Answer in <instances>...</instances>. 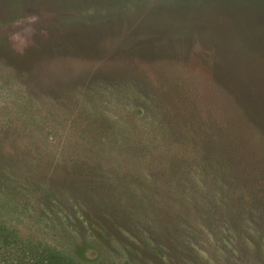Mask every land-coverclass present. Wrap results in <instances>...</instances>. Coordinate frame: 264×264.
Returning <instances> with one entry per match:
<instances>
[{"label": "rangeland", "instance_id": "1", "mask_svg": "<svg viewBox=\"0 0 264 264\" xmlns=\"http://www.w3.org/2000/svg\"><path fill=\"white\" fill-rule=\"evenodd\" d=\"M199 1L193 11L188 7L182 11L184 19L175 21L180 10L172 6L182 3H170L177 2L173 0H0V162L22 164L31 181L36 186L47 184L54 196L66 201L65 209L75 218L67 231L65 226L58 227L63 213L47 214L45 204L51 198L45 188L35 195L25 193L27 203L18 205L0 192V264H32L31 254L41 251L30 249L31 244L52 242L61 248L68 232L67 240L86 241L87 256L105 251L91 239L93 233L98 239L104 233L107 241L114 236L116 241L128 242L127 248L135 254L119 253L123 250L114 245L117 254L109 255L115 264H128L137 257L147 264H264L261 208L256 210L260 214H252L238 203L229 214L228 207L217 204L215 222L198 217L206 216V210L212 212L200 205L178 210L168 203H153L141 212L124 192L135 179L109 177L108 169L120 174L124 164L130 171L147 166L149 177L161 179L158 169L167 156L160 154L158 143L182 145L190 162L202 154L197 138L204 136L203 131L187 142L170 141L160 133L157 111L151 107L156 91L167 86L191 97L197 126L224 128L227 140L264 166L263 83L237 50L244 16L250 14L247 7L238 0L221 1L224 15L217 20L228 25L222 32L228 48L198 36L177 40L168 52L153 58L144 55L154 52L150 46L157 42L124 41L125 33L133 34L138 18L145 15L151 19L142 18L140 28L150 26L158 32L155 27L163 23L160 31L166 34L173 25H189V13L208 19L215 15V10L204 7L213 2ZM195 4L191 0L189 8ZM217 20L210 19L202 31H210ZM258 22L264 26V20ZM249 28L247 42L252 45L259 37L264 46V27ZM257 47L261 58L263 50ZM143 88L148 100L140 94ZM176 99L172 106L168 102V110L186 106L183 99ZM147 113L153 120L147 121L150 131L145 136L142 124ZM192 146L195 149L190 150ZM38 216H44L43 220ZM191 229L197 231L192 237ZM217 236L228 243L236 238L245 254H231ZM142 243L143 250L154 244L161 254H141Z\"/></svg>", "mask_w": 264, "mask_h": 264}, {"label": "trees", "instance_id": "2", "mask_svg": "<svg viewBox=\"0 0 264 264\" xmlns=\"http://www.w3.org/2000/svg\"><path fill=\"white\" fill-rule=\"evenodd\" d=\"M173 1L177 2L170 3H182V6L178 8L172 6L174 10H180V14H176V17H174L175 21L185 18L183 16L184 14H182V11H185L187 7V9L193 11V8L197 4H199L197 2H201L199 0H194L196 4L193 7L189 8L191 0ZM184 1H186L187 3H183ZM221 1L223 2L225 0L202 1L213 2L209 4L207 3L204 6L205 8H211L215 10L214 12H212L215 13V15L213 14L210 19H212L213 17L216 20L217 18H223L224 14L222 12L223 9H225V4H222ZM250 1L252 0L237 1L239 5L247 7L248 9L246 10V12L250 14H247L246 16H244L246 13L242 14L246 20V23L242 24L243 28L240 34L242 43H240L239 46H237L236 44V46L238 47L237 50L243 55V58L247 59L245 61L248 62L247 65L250 66L249 68L252 69L251 71L258 74V78L263 83L262 88L264 91V46L261 45V40L259 39V37H255L253 44L250 45L247 42L249 32L248 29H246V27L249 26L250 28L252 26L264 27L258 22L259 19L264 20V0H256L253 3ZM136 16L137 18L140 17L141 11L140 15ZM181 16L184 18H181ZM204 16H201V13H189L186 16L190 21L189 25H182V27H175V25H173V27H168L169 31L166 34L160 31V29L164 28L163 23L160 22L164 20L157 19L158 21L156 22H159L160 24L158 28L155 27V29L158 30V32L152 30L150 26L141 27L143 28L141 29L139 25L142 21V18L151 19L149 15H145L138 18L134 27L136 31H134L133 34L130 32L132 36L125 33L124 41L129 43L133 39H138L143 43L146 42L145 40L157 42L156 46H150L154 49V52H149L144 55L153 58H156L163 52H168V46L174 45V42L177 40L186 42L190 38L198 39V36H203L205 42L208 44H219L224 48H228L227 42L222 38L225 35V33L222 32L227 30L228 25H225L224 20H217L216 26L214 25V28H211V30L207 31V33L203 32V28L206 27V25L210 22V19L204 18ZM191 17H194V19ZM84 18L85 17H82L81 21H86ZM113 18L114 19L112 20L111 17L109 18L110 22H113L116 19V16ZM96 23L97 21L95 22V24ZM137 34L142 35L135 37V35L137 36ZM257 44L263 50L262 53H260L262 59L255 52L256 48H258ZM254 52L257 55H255ZM27 70L30 72L34 71L30 69ZM34 79L35 82L38 81L35 77ZM80 82L82 81L80 80L79 83ZM172 89L173 88L171 86H167L163 90H160L158 92L156 91L155 93L156 98L153 99V107L151 108H154L158 114L160 125L157 127H159L160 133L164 134V138H168L170 141L180 140L181 138L187 142L188 140L195 139L199 131H203L204 136L197 138L198 142H200V145L203 147L202 154L198 157V159L196 158L195 161L190 162V156L187 157L186 153L183 152L182 145L158 143V146L161 145L162 149L160 154H165L167 156L166 164L161 166V168L163 167L162 170L161 168L158 169L163 173L161 179L149 177V174L147 173V166L140 168L139 171L134 170L133 168V171H130V168H128V166L124 164L121 165L122 169L119 172L120 174L114 173L111 169H108V172L110 173L109 177L112 178L113 176H118L121 179L126 178V180L133 177L135 179V182L131 183L129 188H125L124 192L127 195L132 196L133 199L130 203L133 204L132 206H139V208H136V210H139L141 212H144L148 207L153 205V203L156 206L168 203L178 210H190L192 209L191 207L200 205L204 208H210L212 212L209 213L206 210V216H202V214H200V216L198 217H207L212 222H215L216 217L214 214L216 211L214 210H216V208L214 206H216L217 204H224L225 208L228 207V211L230 212L229 214H233L232 207L234 205H238L239 203L241 206L246 207L249 213L260 214L256 212L258 207L261 208V213H264V166L257 165L255 159L253 158V155H248V152L238 150L233 141L230 142L229 140H227V135L223 134L224 128H200L199 126H197V123L195 122V114L193 113V111L195 112V104L194 102H192L191 97L184 94V91ZM140 92V94L143 96V99L148 100L147 90L143 88ZM142 92L144 93V95L142 94ZM258 92L260 91L258 90ZM178 97L187 102L185 103L187 107L181 105L179 107L176 106V109H174V111L168 110L166 108L168 102L172 106V103H177L176 98ZM173 99L176 100L173 101ZM256 118L258 119V117ZM152 120L153 118H151V115L147 113L146 121L143 122L144 124H142V127L144 128V131L142 133L143 135L146 136L150 131L147 121H150L149 123H151ZM262 126L261 130L264 131V124ZM131 131L132 127H130V124L128 123L127 132L129 135L132 134ZM145 131H147V133ZM262 135L264 136V133H262ZM148 145L149 144L145 143V146L148 147ZM158 146L154 145V148ZM120 147H123L122 149H127V146L125 147L120 145ZM191 149H195L194 146H192L190 150ZM158 153L159 152H157V155ZM23 164L32 167V165H28L27 163ZM154 165L156 164L150 163V166ZM31 169H33V167ZM144 176L146 178H144ZM151 178L153 180V183L151 182ZM196 184L200 185L199 187L205 186L206 188L199 189ZM36 185L38 184L33 183L31 181V178H29L26 173L23 172L22 164L19 165L17 163L14 165H7L0 162L1 194L5 195L8 201L14 202L18 205L20 203H27L26 201L24 202L23 199L25 193L35 195L39 192V190L43 191L45 188L47 196L51 198V203L47 202L45 204L47 214H52V211H54L55 214L59 212L63 213L60 218L63 226L60 224L58 227L62 228L65 226V231H67L66 227L72 226V223H75V218L70 213H68V210L65 209L64 206L66 205V201L62 198L54 196L47 184H43L40 186ZM37 187L38 189L36 191ZM210 196L212 200L210 199L209 201L208 197ZM67 213L69 216H67ZM38 217L42 220L44 218V216ZM70 218H72L74 221H71ZM183 218L185 217L183 216ZM176 219L173 218V221L176 222ZM48 221L50 222L51 220ZM173 221L171 223H173L174 225ZM177 221V224L181 223L182 218ZM94 223L95 221L93 222V224ZM68 233L66 234L67 238L69 235ZM195 234H197L196 229H191L190 236ZM258 234L260 235V233ZM223 235H225V233ZM95 236L96 234L94 235L93 233L91 235V239L94 238L97 246L101 247V251L105 250L103 252L104 254L101 252V254H93L92 256H87V254H85V250L87 248V244H85L86 241H78L79 243L76 244L75 242H71L70 240H67V238H64V243L62 244L65 248H59L57 245H51L52 242H37L36 246L34 244H31L30 249L37 250L38 247L41 251V254H31L32 264H115L111 256L109 255L112 253L117 254L114 245H116L117 247L119 245V247L125 252L124 253L123 251L119 250V253L122 252L123 254H135L134 251L127 248L128 242H126L125 240L116 241L115 237L112 236L110 238V241H107L104 233H102L101 236L99 234L100 240ZM112 238H114V240H112ZM217 239L220 241V243L221 241H224L228 249H230L229 251L231 254H245L243 250L239 248L236 238H232L231 243H228L227 240H223L225 238L222 236H217ZM146 240L149 241L150 238H146ZM187 241L188 240H186V242ZM214 241L217 240L214 239ZM143 247L144 244L142 243L140 246V248L142 249L141 254H161L160 249L154 244H152L151 249H149L148 251H145V249L143 250ZM143 256L147 259L146 255ZM131 259L132 260H129L130 262L126 261L125 263L147 264V262H142L138 257ZM152 264L156 263H154L153 261Z\"/></svg>", "mask_w": 264, "mask_h": 264}]
</instances>
